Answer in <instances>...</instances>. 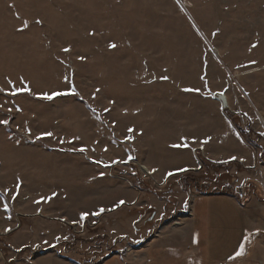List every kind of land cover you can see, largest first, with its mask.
I'll return each instance as SVG.
<instances>
[{
	"label": "rangeland",
	"instance_id": "rangeland-1",
	"mask_svg": "<svg viewBox=\"0 0 264 264\" xmlns=\"http://www.w3.org/2000/svg\"><path fill=\"white\" fill-rule=\"evenodd\" d=\"M0 88V264H146L185 197L264 192V0H0Z\"/></svg>",
	"mask_w": 264,
	"mask_h": 264
},
{
	"label": "crops",
	"instance_id": "crops-1",
	"mask_svg": "<svg viewBox=\"0 0 264 264\" xmlns=\"http://www.w3.org/2000/svg\"><path fill=\"white\" fill-rule=\"evenodd\" d=\"M217 144H214L215 149L226 145L225 141L223 145L218 141ZM235 152V156L224 159L215 156L214 159L217 158V163L232 160L244 168L253 165L255 156L245 141L235 140ZM259 170H263L260 165ZM257 199L240 200L231 192L185 197L180 207L189 204L186 212L191 213V218L184 227V241L175 239L173 244L156 245L154 253H145L146 264H253L245 258H253L260 243H264V192L259 193ZM252 247L254 251L250 252ZM241 248L244 254L237 257Z\"/></svg>",
	"mask_w": 264,
	"mask_h": 264
},
{
	"label": "snow or ice",
	"instance_id": "snow-or-ice-1",
	"mask_svg": "<svg viewBox=\"0 0 264 264\" xmlns=\"http://www.w3.org/2000/svg\"><path fill=\"white\" fill-rule=\"evenodd\" d=\"M26 26H27V25H26ZM110 47H111V48H115L116 45H115V44H112V45H110ZM254 47H255V45H254ZM65 51H69V50H68V49H65ZM164 79H167V77H164ZM65 80H66V82H68V81H67V77L65 78ZM9 83L11 84L12 82L9 81ZM69 83H70V82H69ZM205 83H207V82L205 81ZM26 88H27V86H24V87L19 88V89H17V88H13V90H12L9 94L15 96V95L17 94V92L25 91ZM3 91H5V90L2 89V88H0V92H3ZM185 91H192V89H185ZM196 91H199V89H197ZM69 94H71V95H78V93H77L76 90H75L74 85L71 86L69 92H57V93H53V94H51V95H49V94H44V95H43L42 97H40V98H42V99H47V100H51V99H53L55 96L69 95ZM9 111H11V109H9ZM7 122H8L7 120H0V123H3V124H7ZM129 131H131V129H130ZM47 135L50 136L51 133H48ZM204 142L207 143V141H204ZM79 150H80L81 152L86 151V149H84V148H81V149H79ZM129 159H131V157H129ZM232 159L235 160L236 158H235V157H232ZM181 171H186V169H182ZM171 175H173V173H171V172L168 173V176H171ZM4 194H5V195L7 194V190L5 191ZM13 199H15V195L13 196ZM41 199L43 200L44 198H41ZM48 199H51V198H48ZM39 202H40V201H37V203H39ZM120 203L123 204L124 202L121 201ZM4 207H5V211H7V205H5ZM116 207H120V204L116 205ZM100 211L103 212L104 209H101ZM86 215H87V214H82L81 219H84ZM94 215H99V213H94ZM5 231H10V229H6ZM243 254H244V252H243V248H241V249L236 253V256L238 257V256H241V255H243Z\"/></svg>",
	"mask_w": 264,
	"mask_h": 264
},
{
	"label": "built area",
	"instance_id": "built-area-1",
	"mask_svg": "<svg viewBox=\"0 0 264 264\" xmlns=\"http://www.w3.org/2000/svg\"><path fill=\"white\" fill-rule=\"evenodd\" d=\"M238 198L240 200H247V196L245 194V189H243V187H240V189L238 190Z\"/></svg>",
	"mask_w": 264,
	"mask_h": 264
},
{
	"label": "trees",
	"instance_id": "trees-1",
	"mask_svg": "<svg viewBox=\"0 0 264 264\" xmlns=\"http://www.w3.org/2000/svg\"><path fill=\"white\" fill-rule=\"evenodd\" d=\"M212 164V163H211ZM228 164H230V163H227V164H225V163H220V164H216V165H218V167H220V166H228ZM233 164H236V163H233ZM212 165H214V164H212ZM237 165V164H236ZM223 192H225V193H228V192H230L228 189L226 190L225 189V191H223Z\"/></svg>",
	"mask_w": 264,
	"mask_h": 264
},
{
	"label": "water",
	"instance_id": "water-1",
	"mask_svg": "<svg viewBox=\"0 0 264 264\" xmlns=\"http://www.w3.org/2000/svg\"><path fill=\"white\" fill-rule=\"evenodd\" d=\"M219 99L222 101L224 107H226V99H225V97L223 95L222 96L220 95Z\"/></svg>",
	"mask_w": 264,
	"mask_h": 264
},
{
	"label": "bare ground",
	"instance_id": "bare-ground-1",
	"mask_svg": "<svg viewBox=\"0 0 264 264\" xmlns=\"http://www.w3.org/2000/svg\"><path fill=\"white\" fill-rule=\"evenodd\" d=\"M147 170H149L148 168H146ZM145 170V169H144Z\"/></svg>",
	"mask_w": 264,
	"mask_h": 264
}]
</instances>
